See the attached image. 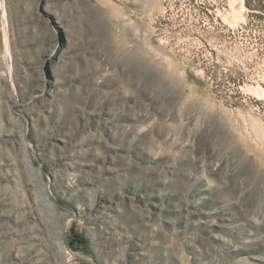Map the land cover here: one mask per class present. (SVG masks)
Returning <instances> with one entry per match:
<instances>
[{"label": "rangeland", "instance_id": "rangeland-1", "mask_svg": "<svg viewBox=\"0 0 264 264\" xmlns=\"http://www.w3.org/2000/svg\"><path fill=\"white\" fill-rule=\"evenodd\" d=\"M0 7V264H264V0Z\"/></svg>", "mask_w": 264, "mask_h": 264}, {"label": "bare ground", "instance_id": "bare-ground-1", "mask_svg": "<svg viewBox=\"0 0 264 264\" xmlns=\"http://www.w3.org/2000/svg\"><path fill=\"white\" fill-rule=\"evenodd\" d=\"M1 8V7H0Z\"/></svg>", "mask_w": 264, "mask_h": 264}]
</instances>
